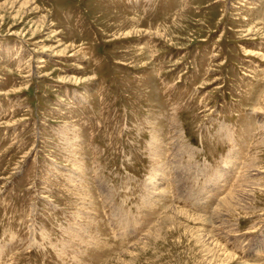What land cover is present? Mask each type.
<instances>
[{
	"label": "rangeland",
	"instance_id": "obj_1",
	"mask_svg": "<svg viewBox=\"0 0 264 264\" xmlns=\"http://www.w3.org/2000/svg\"><path fill=\"white\" fill-rule=\"evenodd\" d=\"M0 264H264V0H0Z\"/></svg>",
	"mask_w": 264,
	"mask_h": 264
}]
</instances>
